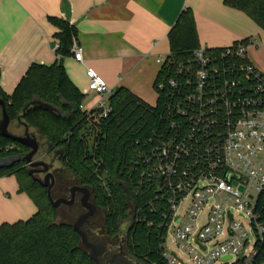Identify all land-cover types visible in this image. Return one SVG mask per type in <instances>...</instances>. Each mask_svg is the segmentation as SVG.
<instances>
[{
    "label": "built area",
    "instance_id": "built-area-1",
    "mask_svg": "<svg viewBox=\"0 0 264 264\" xmlns=\"http://www.w3.org/2000/svg\"><path fill=\"white\" fill-rule=\"evenodd\" d=\"M248 47L200 46L187 58L170 53L157 61L161 126L136 142L129 178L160 216L167 264H264L256 262L264 240L257 212L264 192V74ZM72 51L83 62L82 49L74 44ZM86 75L89 92L101 98L92 109L105 119L114 91L94 69ZM141 214L137 221H146ZM170 232L179 253L165 247Z\"/></svg>",
    "mask_w": 264,
    "mask_h": 264
},
{
    "label": "trees",
    "instance_id": "trees-1",
    "mask_svg": "<svg viewBox=\"0 0 264 264\" xmlns=\"http://www.w3.org/2000/svg\"><path fill=\"white\" fill-rule=\"evenodd\" d=\"M225 3L247 14L264 30V0ZM56 24L61 30L57 34L56 54L65 59L71 56L77 30L68 21L57 20ZM169 41L170 53L177 58H187L200 47L192 11L181 13ZM85 96L59 61L52 66L32 64L11 97L0 89L11 122L21 118L39 133L50 151L63 152L65 166L92 191L96 205L105 210V228L110 236L119 234L120 224L132 213L125 245L127 254L138 264H167L163 257L166 231L158 227L160 216L151 212L149 195L137 189L129 178L133 174L130 163L136 156V142L161 126L160 100L151 106L119 88L109 99L111 112L103 119L101 110L82 109ZM33 101L49 104L55 110L29 105ZM27 153L26 147L0 134V158ZM12 175L18 180L19 192L33 201L37 212L28 220L0 225V264H95L72 225L57 223V210L46 188L30 176L27 165L0 169V178ZM138 211H142L146 221H137ZM257 212L264 224V192ZM263 259L264 240L258 245L256 262Z\"/></svg>",
    "mask_w": 264,
    "mask_h": 264
},
{
    "label": "crops",
    "instance_id": "crops-1",
    "mask_svg": "<svg viewBox=\"0 0 264 264\" xmlns=\"http://www.w3.org/2000/svg\"><path fill=\"white\" fill-rule=\"evenodd\" d=\"M68 1L70 24L77 30L74 44L82 49L83 62L75 60L73 45L64 67L72 83L98 102L100 96L88 90L89 68L113 91L124 88L156 104L161 70L157 61L170 54L169 34L184 10L194 15L201 47L246 42L264 51V30L225 0ZM57 20L66 21L63 0H0V89L5 96L13 95L32 64L60 61L55 50L61 32ZM252 63L264 74V57ZM83 109L89 110L84 103Z\"/></svg>",
    "mask_w": 264,
    "mask_h": 264
},
{
    "label": "rangeland",
    "instance_id": "rangeland-1",
    "mask_svg": "<svg viewBox=\"0 0 264 264\" xmlns=\"http://www.w3.org/2000/svg\"><path fill=\"white\" fill-rule=\"evenodd\" d=\"M248 56L252 62H255L257 58L264 57V51L261 50L260 48L258 49L257 47L250 45L248 47ZM157 101L158 99L155 102L156 104ZM83 103L88 107L89 110H91L93 107L96 106L98 100L92 99V95H89V96H85ZM156 104H154L153 106H155ZM1 119H2V113L0 110V120ZM10 132L14 135L23 136L25 129L22 126V124H20L19 121H15V122H11L10 124ZM30 132L37 136L41 145V148L34 160L43 161L49 165H53V169L51 170V172L53 173H55L56 170L62 168V164L61 162H59L60 154H56V152L55 154L54 153L48 154L49 147L45 142V140L40 137L39 133L35 129L30 128ZM56 158L58 160H55ZM27 168L28 170L31 169L29 166H27ZM55 175L57 178V182L58 183L61 182L62 178L57 173H55ZM36 177L42 180L44 178L43 175H36ZM12 184H14V186ZM52 196L54 200L63 197V196H59L57 194V191H53ZM56 210L58 214L57 223H67L73 225L79 217V214L72 215V210L66 206H61ZM36 212H37V207L35 206L33 201L25 193L19 192V183L15 175L0 178V225H2L3 223H15L20 220H28ZM97 214L99 216V219L97 220L98 226L93 230L95 236L98 235V230L100 229L103 230L105 227L104 210L99 208ZM131 220H132V213L131 214L129 213L128 219L120 226L119 243L117 244V246H119V244H121L122 240L125 238L126 233L128 232V228L131 225L132 222ZM165 247L170 252L179 253V249L173 241L171 232L167 236ZM123 256L126 257L132 264H138L127 254L126 250Z\"/></svg>",
    "mask_w": 264,
    "mask_h": 264
},
{
    "label": "water",
    "instance_id": "water-1",
    "mask_svg": "<svg viewBox=\"0 0 264 264\" xmlns=\"http://www.w3.org/2000/svg\"><path fill=\"white\" fill-rule=\"evenodd\" d=\"M63 14L66 21H71V5L68 0H63ZM84 19V18H83ZM79 21L75 23L78 25ZM64 58H61L59 61L60 66H64ZM29 105H40L43 108L49 110H55L51 105L43 103L41 101H33ZM28 107V106H27ZM26 107V108H27ZM0 110L2 113V119L0 120V134L2 137L9 139L13 142L21 144L22 146L28 149V153L24 156L12 155L0 158V169H12L18 164L25 163L31 168L29 174L33 179L38 182L42 187L47 188L50 202L54 209H58L61 205L71 206L74 203L75 193L81 192L83 194L82 206L87 210V213L82 215L73 225V229L80 236L81 243L84 248L89 250L90 258L95 262V264H103L101 258L107 253V247L102 243L93 242L89 239L87 231L83 229V225L88 221L89 218H93L97 207L89 202L90 191L86 187H74L71 190L72 198L67 199H57L54 200L51 196V190L53 183L50 184V179H54L53 174L50 172L52 166L43 161H35V157L38 154L41 145L35 134L30 132V127L21 121V118L18 119L20 124L25 129L23 136L14 135L10 132L11 118L7 113L6 103L3 99L0 98ZM40 168V169H39ZM36 173L46 174L44 180L37 179L35 177ZM110 264H132L126 257H114L113 261Z\"/></svg>",
    "mask_w": 264,
    "mask_h": 264
},
{
    "label": "flooded vegetation",
    "instance_id": "flooded-vegetation-1",
    "mask_svg": "<svg viewBox=\"0 0 264 264\" xmlns=\"http://www.w3.org/2000/svg\"><path fill=\"white\" fill-rule=\"evenodd\" d=\"M55 152H56V154H60V157H59L60 161L59 162H61V164H62V168H60L59 170H56L55 173H57L62 178V181L59 183L57 182V178H56L55 173L51 172V170L53 169V165H51L52 168H51L50 172L54 176L53 180L50 179V184L53 183V187L51 190V196H52L53 191H57V194L59 196H63L62 197L63 199L70 200L72 198L71 190L74 187H77V186L86 187V186H84L81 183V181L77 178V176L65 166L64 159H63V152L59 151V150L58 151H50V149L48 148V154H53V153L55 154ZM55 160H58V159L56 158ZM30 170H29V172H30ZM36 175H43L44 178L46 176V174H44V173H36L35 177H36ZM44 178H43V180H44ZM37 179H40V178H37ZM70 184H71V186H70ZM86 188H88V187H86ZM46 190H47V188H46ZM89 191H90L89 202L93 203L97 207V211L95 212L94 217L89 218L88 221L83 225V229L85 228L84 230L87 231L89 239L91 241L97 242V243H102L107 247V253L101 258V260H102L103 264H110L113 261L114 257H121L124 255L125 245H126V240H127V233H126L125 238L122 240L121 244H119V246H117V244L119 243L120 233L117 236L112 237L108 234L106 228L104 227L103 230H101V229L98 230V235L95 236V234L93 233V230L95 228H97V226H98L97 220L99 219V216H98L97 212L99 210V207L95 203V197H94L92 191L90 189H89ZM47 193H48V190H47ZM48 196H49V194H48ZM65 197H68V198H65ZM82 199H83V194L81 192L77 191L75 193L74 203L71 206H67V205H61V206H66L69 209H71L72 215L79 214V217H78V219H79L82 215L87 213V210L82 206ZM104 213H105L104 214V222H106L105 210H104ZM121 224H120V226H121Z\"/></svg>",
    "mask_w": 264,
    "mask_h": 264
}]
</instances>
